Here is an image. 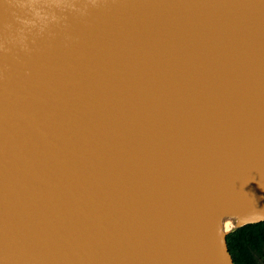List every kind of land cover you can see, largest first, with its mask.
I'll list each match as a JSON object with an SVG mask.
<instances>
[{"label": "water", "instance_id": "water-1", "mask_svg": "<svg viewBox=\"0 0 264 264\" xmlns=\"http://www.w3.org/2000/svg\"><path fill=\"white\" fill-rule=\"evenodd\" d=\"M264 195V0H0V264H235L204 190Z\"/></svg>", "mask_w": 264, "mask_h": 264}, {"label": "bare ground", "instance_id": "bare-ground-1", "mask_svg": "<svg viewBox=\"0 0 264 264\" xmlns=\"http://www.w3.org/2000/svg\"><path fill=\"white\" fill-rule=\"evenodd\" d=\"M196 199L193 219L202 222L206 236L214 244L227 231L249 219L264 217V195L238 187L204 190Z\"/></svg>", "mask_w": 264, "mask_h": 264}, {"label": "trees", "instance_id": "trees-1", "mask_svg": "<svg viewBox=\"0 0 264 264\" xmlns=\"http://www.w3.org/2000/svg\"><path fill=\"white\" fill-rule=\"evenodd\" d=\"M227 243L235 264H264V221L228 234Z\"/></svg>", "mask_w": 264, "mask_h": 264}]
</instances>
